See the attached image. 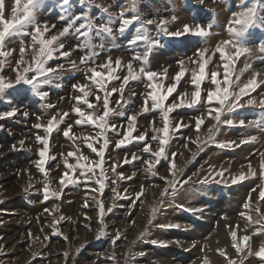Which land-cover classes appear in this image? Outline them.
Returning a JSON list of instances; mask_svg holds the SVG:
<instances>
[{"label":"rangeland","instance_id":"rangeland-1","mask_svg":"<svg viewBox=\"0 0 264 264\" xmlns=\"http://www.w3.org/2000/svg\"><path fill=\"white\" fill-rule=\"evenodd\" d=\"M241 3L242 0H71L72 15L88 12L97 24L110 14L113 22L109 26L116 39L106 36L101 40L91 36L88 48L77 49L76 45L85 38L70 30L59 37L58 43L62 42L64 48L55 52L46 65L54 68L64 65L63 70L58 69L59 75L52 84L41 86L40 90L48 93L46 99L41 100L29 85L19 84L8 90L10 95L7 99L11 104L0 103V111L18 109L15 117L0 121V264H204L205 261L207 264H228V259L241 264L247 249L244 253H236L230 235L233 229L238 237L250 235L253 251L258 249L264 242V231L258 232L264 225L257 222L264 221V200L259 199V191L264 185V109L246 106L233 113L225 111L221 121L232 119L233 125L220 123L219 131H215L213 139L209 140V130L217 122L208 115L206 101L207 92L217 87L211 83V73L215 72L221 87L225 86L223 61L216 49L223 40L230 38L228 21L233 12L240 10ZM5 4L10 13L14 0H5ZM96 4L108 8V13L101 11ZM121 11L125 12V18L136 15L141 18L122 36L118 34ZM61 12L59 7L52 10L47 3L41 6L38 22L41 25L47 22L50 27L56 25L45 33L46 38L67 26V20L59 19ZM145 19H165L168 31L180 30L185 24L195 29L199 24L209 31V35L177 38L161 34L158 37L160 44L149 52L145 64L142 58L146 49L144 42L131 46L128 43ZM80 22L77 21V26ZM209 25L212 26L210 29ZM147 30L151 36L160 31L156 25L147 26ZM27 31H32V28ZM21 40L26 48L24 60L27 64L32 63L30 37L22 34L12 37L10 43L6 42L5 49H0L11 51L10 56L0 57L5 62L0 75L7 80H13L16 75L13 68L20 59ZM242 42L252 48L254 54L241 56L230 68V92H238L239 87H243L257 72L262 74L257 77L258 81L264 79V60L256 51L264 44V31L253 28ZM62 51H68L69 56H61ZM93 51L98 55L88 60L87 65L82 64L81 58ZM201 51L205 63V78L200 85L201 103L169 113L168 143L164 145L167 159L160 157L159 163H155L157 158L151 153L159 151V140L164 135L154 129L163 128L164 121L160 110L144 111L146 106L151 107L150 99L147 105L144 103L152 90L149 84L161 83L164 90L175 83L176 89L165 104L183 102L187 105L196 91L192 76L193 73L199 74ZM232 52L231 46L225 48L226 55ZM137 53L141 54L139 60L134 59ZM109 57L112 59L111 67L115 69L114 75L120 79L108 81L107 90L119 87L123 77L129 75V62L132 63L133 74H138L139 79L129 80L123 99L118 92L109 98L110 107L116 106V100H127L128 104L124 117L108 118L109 124L120 126V134L111 129L106 133L109 143L104 151L105 187L101 192L95 180L85 181L77 169L74 178L80 177V182L62 188L60 178L66 170L64 158L68 152L88 156L93 167L100 159L85 142L87 138L99 151L104 142L103 136L97 139L100 129L94 125L75 124L80 117L74 109L78 106L99 115L103 111L102 100L97 102L96 96L90 95L88 99L95 108L88 109L87 105L75 99L83 94L72 85L88 84L96 95L103 97V93L85 79V71L95 67L107 77L108 69L99 65L106 63ZM116 59L121 60V67L115 65ZM73 62L76 68L72 67ZM141 68L156 72L157 78L149 82L140 72ZM181 69L184 75L177 82L175 77ZM262 89L264 84L242 99L251 98L258 105L264 99ZM218 106L212 102L213 108ZM25 112L29 114L27 117L23 115ZM132 115L136 116L137 129L133 136L146 134V141L133 140L117 149L115 144L123 138L127 118ZM197 118L203 119L199 129L195 126ZM239 120H245V125H240ZM177 123L188 127L177 129ZM36 124L42 127L37 129L34 127ZM49 124H52L53 131L47 134L45 130ZM68 125L72 126L70 135L74 136L75 143L63 135ZM37 135H47L49 139L45 173L36 166L40 159L39 150L43 148L36 140ZM153 135L157 136L156 140L151 139ZM20 141H24L23 145ZM145 143L150 146V153L142 151ZM133 154L140 159L124 163L125 158L131 159ZM53 156L54 160L47 158ZM145 161L154 166L150 168ZM68 162L75 164L76 156L69 157ZM114 164L115 172L112 170ZM221 171L222 176L216 175ZM96 173L99 175V168H96ZM209 173L213 174V181L200 183ZM120 174L132 178L121 179ZM241 174L246 179L232 184V179ZM215 180L221 182L216 183ZM52 192L60 195L52 196ZM46 193L49 194L47 199ZM246 203L249 205L247 208L244 207ZM220 250L226 253L227 259L220 256ZM243 264H259V261L253 255L244 259Z\"/></svg>","mask_w":264,"mask_h":264},{"label":"snow or ice","instance_id":"snow-or-ice-1","mask_svg":"<svg viewBox=\"0 0 264 264\" xmlns=\"http://www.w3.org/2000/svg\"><path fill=\"white\" fill-rule=\"evenodd\" d=\"M52 10H55L59 7L62 12L59 15V19L64 21L67 20V26L63 28L62 31H59L58 34H53L50 38L45 37L46 32H50L51 28H55L56 25L53 24L51 27L45 22L41 25L38 22V13L41 10L42 5H46ZM71 0H14V5L10 9V13L5 4V0H0V49H5L6 42H11V38L14 36H20L21 34L24 36L30 37V46H31V56L32 63L27 64L24 60V54L26 51L25 42L23 40L20 41L19 53L20 59L16 61L15 67L13 71L16 72V75L13 80H7L5 76L0 75V103H8L11 104V100L7 99V96L10 95L8 90H13L15 85L19 84H27L30 86L31 91L40 97L41 100L46 99L48 96L47 92H42V85H50L53 83L54 78H56L59 73L58 69L63 70L64 65H58L56 68L46 66L48 61L53 58L55 52L64 48V44L62 42L58 43L59 37H63L69 33L70 30L74 34H79L80 37L85 38L81 41L80 44L76 45V48L79 49L81 47L88 48L91 45V36H95L101 38L103 40L106 36L111 37L112 40L116 39V36L113 34V29L109 26L113 22L112 16L109 14L105 18H101L100 22L97 24L95 22V18L91 17L88 12H84L82 14L72 15V10L70 7ZM97 8H100L104 13H108V8H101L99 4L95 5ZM135 9H133L134 11ZM10 15V18H8ZM174 18V17H173ZM119 19L121 21L120 27L118 29V34L122 36L125 31L136 21H140L141 18L136 15L132 18H125V12L121 11L119 15ZM77 21H81L77 26ZM156 25V27L160 30L157 32L155 36H151L148 34L147 26ZM31 27L32 31H27V29ZM209 29L212 27L208 26ZM253 28H258L261 31H264V0H242L240 10L232 13V18L228 21L227 32L229 33V39L223 40L221 44L217 47V51L220 53V59L223 61L224 68V77H223V87H221V82L217 80V74L215 72L211 73V83L217 85L214 91H208L206 96V101L209 106L208 115L212 117L213 120L217 122L214 124L212 128L209 130V140L213 139V135L215 131H219L218 125L220 123L226 125H233L232 119H225L221 121L222 114L227 111L228 113L236 112L238 109L244 108L246 106L255 107L258 106L261 109H264V99L260 100L257 105L256 102L249 98L246 101L242 99L245 96H248L249 93L254 92L257 88H260L262 84H264V79L258 81L257 77L262 74L257 72L253 75L247 83L243 85V87H239L238 92H230L229 87L232 84L230 80L231 71L230 68L234 66V62L238 60L241 56L250 57L254 54L252 48L246 46L242 41L245 38L250 30ZM163 34L164 36H172V37H182L185 35H196L199 37H208L209 31L205 30V28L201 27L199 24L195 27V29L190 28L187 24H185L182 29L176 31H168L167 29V21L165 19H160L157 21L156 19H145L140 23V27L137 28L136 34L134 37L128 42L129 45H135L137 42H144L146 46L145 51L142 54V58L145 64L148 62V54L153 50L154 46L160 44L159 36ZM231 46L233 52L231 55L225 54V48ZM100 48L103 50L104 46L101 43ZM256 51H258L260 55V59L264 60V44H262ZM11 55L10 50H0V57H8ZM60 55L63 57H68V51L60 52ZM95 55H98L96 52H91L87 56L81 58V63L87 65L88 60L92 59ZM200 56V67L199 74L193 73L192 83L196 86V91L192 94L191 102L185 105L183 102L176 103L173 102L171 105H166L165 102L168 100L169 96L176 89V84L173 83L168 86L166 89L162 90L163 85L161 83H150L149 87L152 89L147 96L145 97V105L148 104L150 99L151 107H145L144 111L149 112L153 110H160L162 113V118L164 121L163 128L154 129L156 132H162L164 135L163 139L159 140L161 145L159 151L151 153V155L155 156L157 159L155 163H159V158L165 156L164 145L168 143V134H169V113L173 112L177 108L188 107L192 108L193 106L201 103V92L200 85L201 82L205 78V63L204 61V53L203 51L199 52ZM134 59H141V54L137 53ZM117 67H121V60L116 59L114 61ZM112 59L108 58V61L102 65H99L102 69H108L107 77L103 71H97L95 67L87 68L85 71V79L90 80L93 85H95L96 89L99 92L103 93V97L96 95V92H93L88 84H73L72 87L78 90L83 95L81 97H76L75 99L80 100L84 105H87L88 109L95 108V105L89 101L88 97L90 95H95L97 102L102 100V113L96 115L92 112H86L82 110L81 107H75L74 111L80 119L75 120V124H88L94 125L96 128L100 129L99 133H97V139L101 136L104 137V142L101 145L99 151L96 147H94L93 142L86 138L85 142L87 143V147L91 149L92 152L97 153L100 157L99 161L95 162V167L91 163H89V157L83 154L77 155L74 152H68L67 156L64 158V164L66 170L63 172L60 178V184L63 187L67 185H75L80 182V177H83L85 181L87 180H95L99 184V190L102 192L105 184V176L103 169L104 162V151L108 146V138L106 136L107 131L111 129L112 131L120 134V126L116 123L109 124V117H124L125 116V107L128 104L127 100H116L115 107H110V97L112 93H120L121 99H123L124 88L128 85L129 80H137L139 79L138 74H133V66L132 63L129 62L127 64L128 76L123 77L122 83L119 87H113L110 91L107 90L106 84L110 80L120 79V77L114 75L115 69L111 67ZM5 66L4 60H0V70H3ZM73 68H76V64L73 62ZM246 67H251L250 65H246ZM91 73L89 76L88 73ZM140 72L143 73L144 76L147 77L149 82L154 81L158 74L154 71H146L144 68L140 69ZM31 73V75H28ZM184 75V70L181 69L180 73L175 77V80L178 82L181 77ZM239 79V76L236 77ZM59 86V85H57ZM264 92V89H262ZM135 95V93H133ZM216 102L219 106L213 108L212 102ZM18 109L11 108V110L0 111V121H3L8 118H13L17 115ZM214 113V114H213ZM24 116H28L27 112L23 113ZM64 116H68V113H64ZM63 119V117H61ZM203 122L202 118H197L195 122V126L197 129L200 128L201 123ZM136 116H128L126 129L123 133V138H121L116 144L115 148L120 149L122 146H125L126 142L131 143L133 140L138 142L146 141V134H138L135 137L133 136V132L137 131L135 127ZM249 123H252L251 121ZM240 125H245V120H239ZM259 127L260 125H256ZM35 128L39 129L42 127L40 124L34 125ZM71 125H68V129L63 132V135L75 143V138L73 135H70ZM180 127H188L187 124L177 123L176 128ZM46 133L50 134L53 131L52 124H49L46 128ZM152 140H156L157 136L153 135L151 137ZM255 139V138H253ZM36 140L39 141L43 145V148L39 150L40 159L36 162V166L41 173H45V164H46V156L49 153V139L47 135L45 137L36 136ZM247 141H241V143H246ZM24 141H20V144L23 145ZM228 145H221V147H226ZM239 146V145H237ZM13 149H15V145H13ZM144 153H150V146L145 143L142 148ZM173 155H175L173 153ZM76 156V163L72 164L68 162L69 157ZM48 159H55V157H47ZM140 157L133 154L131 159L125 158L124 163H131L133 160H139ZM145 163L150 164V168L154 166L150 161H145ZM174 167V165H173ZM96 168L100 169L99 175L96 173ZM79 169L80 177L74 178L75 171ZM113 172L116 171V165L112 166ZM72 173V174H70ZM91 174V175H89ZM216 175H223V172L216 173ZM121 179H131L132 177H125L123 174H120ZM214 179L213 174L209 173L208 176H205L200 183L207 184L212 182ZM246 179L244 174L239 175L237 178H233L231 183L237 184L238 182H242ZM216 183H220V180H215ZM95 191L96 189H92ZM175 188L173 187L172 191L175 193ZM255 191V189H253ZM48 193L45 194V199L48 198ZM52 196L58 197L60 194L56 192L50 193ZM251 195V193L249 194ZM259 199L264 200V185L261 186V190L259 191ZM87 206V202L85 203ZM249 205L246 203L244 205L247 208ZM45 211H49L45 209ZM101 214H103V204L100 205ZM109 212L112 211L111 208L108 209ZM259 208H257V212H259ZM251 221V217L248 218ZM258 223H262L264 225V221H257ZM264 231V227H262L258 232ZM232 238V246L235 248L237 254H241L245 252L247 249V255L241 259V264H243V260L248 256H255L258 258L259 264H264V242L259 244L257 250L253 251V246L249 243L252 239L250 235H243L242 237H238L237 231L235 229L230 232ZM220 256L225 257L227 259L226 253L223 250H220ZM207 264V261L204 262ZM228 264H236L235 260L228 259Z\"/></svg>","mask_w":264,"mask_h":264},{"label":"bare ground","instance_id":"bare-ground-1","mask_svg":"<svg viewBox=\"0 0 264 264\" xmlns=\"http://www.w3.org/2000/svg\"><path fill=\"white\" fill-rule=\"evenodd\" d=\"M9 10V9H8ZM135 216V215H134ZM211 257H212V255H211Z\"/></svg>","mask_w":264,"mask_h":264}]
</instances>
